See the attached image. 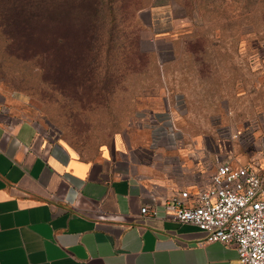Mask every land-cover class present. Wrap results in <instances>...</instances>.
Instances as JSON below:
<instances>
[{"label": "rangeland", "instance_id": "obj_1", "mask_svg": "<svg viewBox=\"0 0 264 264\" xmlns=\"http://www.w3.org/2000/svg\"><path fill=\"white\" fill-rule=\"evenodd\" d=\"M99 4L111 8L106 22L91 29L82 21L59 41L8 34L0 0L3 120L28 123L90 159L117 136L151 146L139 115L164 112L178 95L175 127L204 169L221 158L264 163V0Z\"/></svg>", "mask_w": 264, "mask_h": 264}, {"label": "crops", "instance_id": "obj_2", "mask_svg": "<svg viewBox=\"0 0 264 264\" xmlns=\"http://www.w3.org/2000/svg\"><path fill=\"white\" fill-rule=\"evenodd\" d=\"M182 143L135 146L117 136L89 159L0 114V264H241L234 245L204 242L195 225L165 213L166 200L193 193L215 169ZM249 163L264 182V163ZM144 205L156 216L142 214Z\"/></svg>", "mask_w": 264, "mask_h": 264}, {"label": "built area", "instance_id": "obj_3", "mask_svg": "<svg viewBox=\"0 0 264 264\" xmlns=\"http://www.w3.org/2000/svg\"><path fill=\"white\" fill-rule=\"evenodd\" d=\"M173 100L163 120L151 111L144 115L151 147L175 148L182 139L175 119L184 101L178 95ZM164 210L176 222L195 225L204 233V242L234 245L241 264H264V182L252 163L235 165L229 158L219 159L208 183L193 193L177 192L166 200ZM140 212L156 216L157 209L144 205Z\"/></svg>", "mask_w": 264, "mask_h": 264}, {"label": "trees", "instance_id": "obj_4", "mask_svg": "<svg viewBox=\"0 0 264 264\" xmlns=\"http://www.w3.org/2000/svg\"><path fill=\"white\" fill-rule=\"evenodd\" d=\"M100 0H3V25L7 33L19 38L42 37L64 41L71 32L78 30L88 19L93 29L97 22H106L111 8L100 6ZM92 22V24H91Z\"/></svg>", "mask_w": 264, "mask_h": 264}]
</instances>
